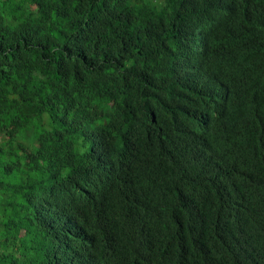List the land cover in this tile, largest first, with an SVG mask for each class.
Masks as SVG:
<instances>
[{"label": "trees", "instance_id": "obj_1", "mask_svg": "<svg viewBox=\"0 0 264 264\" xmlns=\"http://www.w3.org/2000/svg\"><path fill=\"white\" fill-rule=\"evenodd\" d=\"M0 264H264V0H0Z\"/></svg>", "mask_w": 264, "mask_h": 264}]
</instances>
